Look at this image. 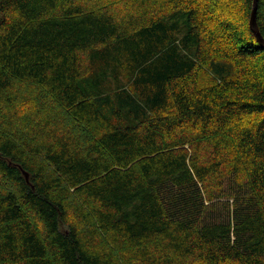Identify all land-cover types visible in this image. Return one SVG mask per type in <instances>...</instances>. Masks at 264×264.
<instances>
[{"label": "trees", "instance_id": "1", "mask_svg": "<svg viewBox=\"0 0 264 264\" xmlns=\"http://www.w3.org/2000/svg\"><path fill=\"white\" fill-rule=\"evenodd\" d=\"M253 3L0 0V264H264Z\"/></svg>", "mask_w": 264, "mask_h": 264}, {"label": "water", "instance_id": "2", "mask_svg": "<svg viewBox=\"0 0 264 264\" xmlns=\"http://www.w3.org/2000/svg\"><path fill=\"white\" fill-rule=\"evenodd\" d=\"M255 1L254 0V3H253V7H252V10H251V14H250V18H249V28L250 30L252 31V33L254 34L256 40L263 45V48H264V42L259 34V31L257 29V26H256V22H255ZM25 180L28 181V176L25 174Z\"/></svg>", "mask_w": 264, "mask_h": 264}, {"label": "rangeland", "instance_id": "3", "mask_svg": "<svg viewBox=\"0 0 264 264\" xmlns=\"http://www.w3.org/2000/svg\"><path fill=\"white\" fill-rule=\"evenodd\" d=\"M219 16H220V15H219ZM220 17H221V16H220ZM23 109H24V110H23ZM23 109L20 108V111H21V112H27V109H25V107H24Z\"/></svg>", "mask_w": 264, "mask_h": 264}]
</instances>
